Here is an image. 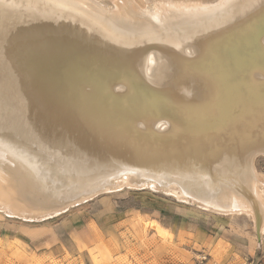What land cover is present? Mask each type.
<instances>
[{"label":"bare ground","instance_id":"bare-ground-1","mask_svg":"<svg viewBox=\"0 0 264 264\" xmlns=\"http://www.w3.org/2000/svg\"><path fill=\"white\" fill-rule=\"evenodd\" d=\"M259 153L264 0H0L6 214L148 182L247 213L260 241Z\"/></svg>","mask_w":264,"mask_h":264},{"label":"rangeland","instance_id":"rangeland-1","mask_svg":"<svg viewBox=\"0 0 264 264\" xmlns=\"http://www.w3.org/2000/svg\"><path fill=\"white\" fill-rule=\"evenodd\" d=\"M136 1L149 6L155 0ZM254 164L264 176V153ZM121 186L41 220L0 210V264L264 262V234L259 241L247 213L216 211L154 183Z\"/></svg>","mask_w":264,"mask_h":264},{"label":"built area","instance_id":"built-area-1","mask_svg":"<svg viewBox=\"0 0 264 264\" xmlns=\"http://www.w3.org/2000/svg\"><path fill=\"white\" fill-rule=\"evenodd\" d=\"M247 264H264V262H260V261H257V262H255V261H251V262H249V263H247Z\"/></svg>","mask_w":264,"mask_h":264}]
</instances>
